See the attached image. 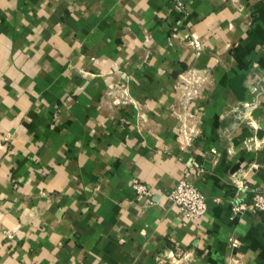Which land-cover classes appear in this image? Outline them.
Wrapping results in <instances>:
<instances>
[{
	"label": "crops",
	"instance_id": "0c3cea01",
	"mask_svg": "<svg viewBox=\"0 0 264 264\" xmlns=\"http://www.w3.org/2000/svg\"><path fill=\"white\" fill-rule=\"evenodd\" d=\"M257 72L264 0H0V264H264Z\"/></svg>",
	"mask_w": 264,
	"mask_h": 264
},
{
	"label": "built area",
	"instance_id": "2783aa9c",
	"mask_svg": "<svg viewBox=\"0 0 264 264\" xmlns=\"http://www.w3.org/2000/svg\"><path fill=\"white\" fill-rule=\"evenodd\" d=\"M176 11L180 14L181 19L179 23L186 20V15L182 4L175 5ZM196 45L197 42H195ZM202 168L198 162H194L192 171L187 173V175L178 182L176 187L170 192L169 196L174 201V203L180 208L184 217L194 223L200 222L204 215L208 211V200L206 195L199 189L198 185L191 181V175L193 173L201 172ZM136 187L140 193V196H151L152 189L148 186L137 182ZM254 196L251 203H240L233 207L235 213H240L247 208H254L262 213H264V188H256L252 190ZM7 238L14 239V235L8 232Z\"/></svg>",
	"mask_w": 264,
	"mask_h": 264
},
{
	"label": "rangeland",
	"instance_id": "374dc122",
	"mask_svg": "<svg viewBox=\"0 0 264 264\" xmlns=\"http://www.w3.org/2000/svg\"><path fill=\"white\" fill-rule=\"evenodd\" d=\"M256 74L257 78H252L253 81L250 83L255 87V91L250 94L252 102L249 104L248 109L251 112L256 109L261 101H264V73L260 74V72H257Z\"/></svg>",
	"mask_w": 264,
	"mask_h": 264
}]
</instances>
